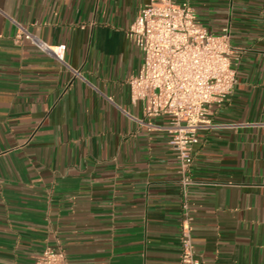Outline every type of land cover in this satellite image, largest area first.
Returning <instances> with one entry per match:
<instances>
[{
  "label": "crops",
  "instance_id": "0c3cea01",
  "mask_svg": "<svg viewBox=\"0 0 264 264\" xmlns=\"http://www.w3.org/2000/svg\"><path fill=\"white\" fill-rule=\"evenodd\" d=\"M188 1L238 54V84L193 147L196 255L264 264V0ZM149 2L0 0V264H36L50 246L68 264H180L169 119L148 120L128 83L142 54L126 32ZM14 21L64 44L69 67L16 43Z\"/></svg>",
  "mask_w": 264,
  "mask_h": 264
},
{
  "label": "built area",
  "instance_id": "2783aa9c",
  "mask_svg": "<svg viewBox=\"0 0 264 264\" xmlns=\"http://www.w3.org/2000/svg\"><path fill=\"white\" fill-rule=\"evenodd\" d=\"M14 24L16 43L26 40L67 65L64 44H48L20 22ZM126 37L142 54L138 73L128 80L131 100L142 102L148 120L168 117L169 144L179 160L184 203L180 264H200L192 240L187 200L188 190L194 184L193 147L198 133L212 127V106L228 99L238 84V54L231 42L230 28L218 33L210 31L198 21L188 0H150L140 8ZM36 264H68V258L62 248L50 246Z\"/></svg>",
  "mask_w": 264,
  "mask_h": 264
}]
</instances>
